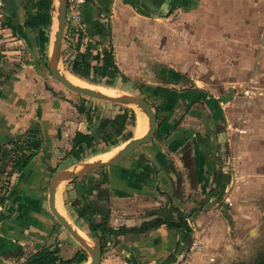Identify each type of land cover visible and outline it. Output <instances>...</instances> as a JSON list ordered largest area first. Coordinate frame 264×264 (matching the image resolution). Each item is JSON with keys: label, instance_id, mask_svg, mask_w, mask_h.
Listing matches in <instances>:
<instances>
[{"label": "crops", "instance_id": "1", "mask_svg": "<svg viewBox=\"0 0 264 264\" xmlns=\"http://www.w3.org/2000/svg\"><path fill=\"white\" fill-rule=\"evenodd\" d=\"M83 1L87 31L91 38L102 42L94 53L101 54L102 47L107 46L112 39L118 52L124 50L125 54L131 55L130 48L119 46L117 39L120 38V33L131 32L136 15L145 19L151 18L147 10L141 6L140 0ZM31 2L32 0H0L1 149L10 140H15L23 130L45 122L40 119H47V114L51 115L53 108L62 106L50 99L49 94L47 96L51 100V106L40 109L39 100L41 95H44L41 92L47 91L39 88L38 73L34 67L21 64L24 58V43L27 45L28 36L33 32L27 26V14L33 13ZM176 8L174 17L191 18V22L198 23L200 17L205 16L212 19L207 26L212 28V25L214 27L217 25L219 30L224 31L222 33L234 30H249L254 33L250 36L251 40L243 41V46L255 48L257 58L254 62L253 79L259 85L258 95L247 104L244 98L236 100L234 96L236 93L232 95V91L226 92L229 97L225 101L227 103L224 109L231 154L237 157L238 161L236 184L231 192L233 205L224 206L234 224L232 226L223 215L224 207L215 201H210L205 211L196 213L192 218L195 236L205 240L206 244L193 253L191 264H247L243 257L252 254V251L245 254L246 250L240 246L234 249L231 241L245 242L252 234H255V238L257 235H264V0H176ZM10 23L17 26L15 31ZM222 44L224 47L230 46L226 41ZM215 47L219 48V44H215ZM125 54L124 57H127ZM134 57L137 55L133 53L131 58ZM164 62V59L145 60L148 68L143 71L144 75L141 77L145 87L151 89L149 84L153 81L156 83L157 74L173 81V74L171 76L165 66L162 71H158L159 73L150 71L151 65H165ZM7 66L14 70L5 71ZM174 71L182 73L179 69ZM8 79L10 83L7 82ZM165 90L162 95L165 97L173 98L172 96L179 94L178 90ZM201 91L190 92L189 95L196 94L201 98L200 94L203 93ZM212 96L222 99L217 94ZM48 98L47 102H50ZM39 112L42 113V117H38ZM53 115L55 113L49 116V119ZM185 121L166 143L172 144L176 138L183 135L185 137L194 135L196 152L193 154L197 158L198 169L201 170L204 158L210 161L209 155H203L202 151L206 148L211 151L214 131L212 126L207 128V132L202 128H198L196 132L191 131V127L188 128ZM45 146L44 143L38 155L34 157L35 161L39 159L37 156L42 153ZM165 149L163 147V152L168 155ZM151 153L156 154L154 151ZM157 161L158 159L154 160L155 166L160 162ZM33 164L31 161L14 177V189L10 197L8 196L6 204L0 205V259L19 247L18 241L29 242V235L41 232L40 223L49 221V215L45 211L46 194L43 190L46 183L45 173L36 169ZM159 165L154 172L145 173L152 183L148 187L119 189V193L126 192L127 196L115 198L110 223L112 227H139L142 223L141 213L150 216L146 218V221H150L155 216L151 212L156 213L157 209L168 204L167 197L172 195L170 175L161 163ZM182 240L181 232L166 225L153 227L144 233L111 235L108 244H112V241L113 244L107 247L108 251L103 256L101 264H166V259L177 251L178 243Z\"/></svg>", "mask_w": 264, "mask_h": 264}, {"label": "rangeland", "instance_id": "2", "mask_svg": "<svg viewBox=\"0 0 264 264\" xmlns=\"http://www.w3.org/2000/svg\"><path fill=\"white\" fill-rule=\"evenodd\" d=\"M30 9L32 10L31 7ZM32 11L34 12L35 10L33 9ZM181 17L182 16L174 17V15L167 17L163 15L159 17L158 15V17L154 16L145 19L141 16L136 15V17L134 18L135 22L132 23L134 25L131 27L130 24L129 26L131 27V32L121 33V36L119 38V40H121L119 46L128 47L130 48V51L134 53V55H137L136 58L134 57L135 59H131L130 65L127 66L122 62V60L126 59V57L123 56L124 58L122 59V57H120L122 56V53H118L116 57L117 62H119L121 65L120 68L122 73H125V75L128 76L130 74L138 72L140 76V72L148 66L145 63V60L164 59L165 65H151L150 71L158 72L160 66H167L181 70L183 73H181V79H186H182L180 84L173 86V89L175 90H181L183 86H185L184 84H187L184 87L186 90L194 91L196 89H201L204 93H213V95L217 94L220 97L223 93L235 91V93L238 94L234 95L237 98L236 100H240L239 98H243L242 95L244 88L250 89L251 86L254 84V62L257 58L255 48L244 47L243 41L245 42L246 39L251 40L250 36L254 35V33L249 30H234L222 33L224 31L219 30L217 25L215 27L214 25H212V28L214 27V29L208 27L207 24L212 22V19H207L205 16L200 17L198 23L191 22V18ZM137 21H139V23ZM31 30L33 32L28 36L27 45L26 43H24V58H22L23 60L21 61V64H29L30 66L34 67V69L38 73L37 81L39 83V88H41V90L44 89L48 92H41L44 95H41L39 100L40 109L45 106H51V100H49L47 96L50 94V99H53L55 103L62 104V109L66 108V110H64V115H66L67 112H72L71 114L66 115L67 118H72V121L70 120V123H64L65 125L63 124L60 126L62 127L60 130L66 131L65 136L63 138L64 142L60 141L59 139L55 141L52 139L55 138L58 133H55L53 131L54 129L52 126L50 127L51 120H49L48 118L40 119L41 121L45 120V122L43 121V123H38L42 130V133L45 132L44 143L46 146L43 149L42 153L37 156L39 157V159L35 161L33 158L32 163H34L33 165L36 166V169H38L39 171L42 170L45 173L44 177L46 178V183L43 186L44 193L46 194L45 211L46 213H48V215H51L48 211L47 201L49 181L52 174L49 169L50 166L54 165L56 166L58 171H60L64 168L76 166L79 163L89 162L90 160L92 161L102 159L110 151L117 150L118 148L124 146V141L129 135H138L137 130L139 109L135 108L137 113V125L133 124L132 115L131 112H129L124 122V129L120 134L111 135L108 139L106 138V140L96 143L94 146L89 149H86L82 153L83 156L81 159L76 160L75 156L69 154L68 148L70 146L72 147V136L74 135V130L68 128H70L69 126L75 123L78 125L79 128L85 129L84 126L81 125L85 114L79 112L78 107H80L82 110L84 109V111L88 113L87 121L89 123L86 125L89 126L95 121H97V118L99 117H115L120 113L123 114L126 111L127 105L106 102L95 98H90L88 96H83L82 94L75 93L59 84L53 78L47 66L45 48L46 45H44L45 34L43 32L38 33L33 29ZM86 41V37L82 32L79 36L69 33L68 37H65L61 61V67L62 69H64L63 71L74 74L72 72L73 65L77 59L78 52L85 48ZM223 41L229 43L230 46L224 47L222 44ZM215 44H219V48L215 47ZM248 45L250 47V44ZM125 50H127V48ZM97 59V56H95L94 59L92 58V63L94 65L98 64L97 61L99 60ZM245 62L246 64L244 65ZM13 70L14 69L8 66L5 69V71L7 72ZM88 77V79L90 80L81 77L79 78L84 81L87 85L104 88L107 92L111 93L110 95L141 94V87L138 86L139 82H134V79H132L130 76V80H125L122 78L121 75H118L115 81L112 82V84H109L108 82L110 81L109 76L101 77L93 70L89 72ZM7 82L10 83V79H8ZM51 87H53V89ZM168 87L171 88L172 86ZM170 88L165 89L171 90L172 88ZM22 89H24V86L22 87ZM51 90H54L53 92L55 93V96L51 94ZM46 98H48L50 102H47ZM153 99L156 103H158L159 98L155 97ZM207 99L208 95L207 97H205V99L200 98L199 100L195 101V104L192 106L193 112H189V114L185 116L183 120H181L182 122L186 120L185 122L187 123L188 128L191 127V131L193 130L194 132H196L198 128H202L204 131L206 130L207 126L204 122H207L211 117V113L209 112L207 107ZM163 101L168 104L169 102H171V99H169V97L164 96ZM76 111H78L79 113H75ZM160 112L162 111L160 110ZM144 116L146 117L145 114ZM146 120L148 122V119ZM27 131H30V128L23 130L16 137L17 140L19 139L18 137H20L21 135H25ZM158 136L159 135L156 136L155 140L161 141V139H164V135L162 136L163 138L160 139ZM13 140H10L7 144H5L6 146L4 145L5 147H2V149L7 148L8 146L9 148L7 149H9V152H13L12 150H14L15 147H20V145L17 142H13ZM145 150L146 148H140L138 150H135L131 157L134 159H138L139 153ZM165 151L170 154V150L165 149ZM2 153L3 152H1L0 154ZM64 154H67L66 157H64ZM109 169L110 168L100 169L95 172H92L91 174L83 176L85 178L91 177L89 178L90 180L87 181V186L92 187V185H97L100 181L99 179L101 178V175H107ZM183 178L185 183L184 187L186 188V191L190 193L188 198L185 199L184 197L183 200L191 204L194 202V209H200V205L203 204L206 200H208L207 193L210 192L211 194H213V191L218 189V186H213V176L209 177V184H206V194L202 192L201 185L198 184L195 180L194 182H192L191 178L187 177V175L185 176V174ZM124 179L126 178L122 177L121 181H123ZM72 185L74 184H72L71 181H65L58 191L57 200L59 201V203L61 202L63 210L67 217L70 219V222L79 227V224L75 221V218L77 217V206L80 204L79 199H83V197H85L86 195L95 196L96 191L92 192L91 190H82L79 193L76 188ZM76 199L78 202H75ZM81 203L83 202L81 201ZM161 209L162 210L160 212V215L164 216V218L166 219H169L170 217L168 216L170 215L168 214V209L163 206ZM187 212L185 210L184 213ZM177 214L181 217L180 213H176L174 215L177 216ZM224 216H226V218L230 221L231 225L233 226L234 223L232 221L231 216L228 213H224ZM55 232V239L53 238L47 243L52 244L54 246L57 245L60 250L62 249V258L72 259L74 253L82 249L81 245L77 246L76 249L74 247H68L66 243L67 237L65 239L63 238V230H55ZM29 236L30 241L29 244H27V247L30 250L31 248H34L33 243L36 237H34V235L32 234ZM251 236H249L250 238L246 239L245 242H241L239 240L231 241V244L233 245L234 249L240 246V248H244L246 250L245 254L250 253V250L252 251V254H249L247 256L245 255L243 257V261H246L247 264H255L258 259L264 261V235H257V238L254 237L255 234H252ZM91 240L98 241L94 238H91ZM104 242L106 245L108 240ZM47 243L45 246H47ZM58 243L61 245H59ZM112 244H109V246H111ZM106 247H108V245ZM218 249L219 248H217V250ZM25 253V256H22L21 258L16 257L15 255L19 254L18 251L12 255L7 254L5 255V258L0 259V264H25L26 262L24 260L31 254L27 250ZM218 256L222 257L219 254Z\"/></svg>", "mask_w": 264, "mask_h": 264}, {"label": "flooded vegetation", "instance_id": "3", "mask_svg": "<svg viewBox=\"0 0 264 264\" xmlns=\"http://www.w3.org/2000/svg\"><path fill=\"white\" fill-rule=\"evenodd\" d=\"M84 1L83 0H79L80 3V8H79V12H80V16H81V21L80 23H74L72 20H67V25H66V30H65V37H68V34H74L79 36L81 34V32L85 35L86 37V45L85 48L83 50H80V53H85L87 52V50L89 49L92 53L91 55V64L94 65L92 63V58L94 59L95 56L98 57L97 61L98 64L96 65H102L103 64V58H104V49L108 48H113L114 51V58H115V63L117 64L120 72H121V76L123 79L125 80H130L129 76L134 79V82H139L138 86L141 87V95L150 103V105L153 107L155 114H156V121H157V127H156V131L154 133V135L152 136V138L150 139L149 142L147 143H143L141 144L139 147H137L136 149H134L133 151H131L127 156L123 157L122 159L100 167L94 171L85 173L83 175H80L72 180H69L72 182L73 187L76 188V190L80 193V191H86V190H91L96 191L95 196H85L83 197V199H79L80 204L77 206V217L75 218L76 223L79 224V227L83 228L88 235L93 239H97L99 240L101 246H102V251H103V256L105 255V253L107 252V245L109 246L108 242L105 245L104 241H107L108 238L111 235H116L113 233H106V234H102L100 229L96 230V236L93 235V232L91 230V224H90V218L94 220L95 223H106L107 226H109L110 228L113 229H119L120 227H126V226H120L118 228H114L111 226V220H112V212H113V207L115 205V198H118L119 196L123 197V196H127L126 192H120L119 193V189L125 190L127 188H136V189H140L145 187V186H149L152 183L149 181L150 179H148V176L145 174L147 172L150 171H155L157 170V166L158 168L160 167V163L162 165L163 168L166 169V171L169 173V181H170V187L171 188V196L167 197L168 199L166 200V202L168 204H165L163 207H165L166 209H168V214L170 216L169 219L164 218V216L160 215L161 212V208L157 209L154 212H151L153 214H155V216H153V219L150 221H146V218L150 217L144 213H142L143 215H141V220L142 223L140 224L139 227L136 228H141L143 225H145V223L147 222H163L162 224H160L159 226L162 225H166L170 228L176 229L177 231L181 232L183 234V240L180 241V243H178V249L177 251H175L172 256V259H169V257L166 259L167 263L166 264H181L182 260L187 256L189 257L188 259V263L187 264H191L192 262V255L195 251H197L199 248H202L203 246H205L206 242L205 240H203L202 238H199L197 236H195V230L192 224V218L196 213H200L205 211L206 205L210 202V201H215L216 203H219L220 206L224 207L226 205L232 206L233 205V201L231 200V192L233 190V188L235 187L236 184V179H237V167H238V161H237V157L233 156L231 154V149L229 146V137H228V129H227V124H226V116L224 113V109H225V101L227 100V97H229L228 94L223 93L224 96L220 97L222 99H217L216 97L214 98L212 95L213 93H204L203 92L201 95V98L207 97L208 95V99H207V107L209 112L211 113V117L209 118V120L207 122H204L205 125L207 126V128H209V126H212V129L214 131V135H213V146L211 148V151L209 150V148H206V150L202 151L203 155H209L210 161L206 160L204 158L203 162V168H201V170L198 169V165H197V158L196 156H194V152H196V146L194 144V140H196V137H194V135L191 134V136H186L183 135L180 138H176V140H171L174 141L172 144H167L166 141L169 139V137L172 136V134L178 129L179 126H181V124L183 123L181 120H183V118L185 116H187L189 114V112H193V105L195 104V101L199 100V96H197L195 94V96H190L189 93L190 92H195V91H199V90H186L184 87L187 84H184L185 86H183V88L181 90H178L179 94H176L175 96H172L173 98L171 99V102H169L168 104H166L164 100V95L163 93H165L164 91L165 88H169L168 85H173L176 86L177 84H180L182 79H186V78H182L181 79V74L178 71H174L175 69L172 67H166V70L168 72H170V75L172 76L173 74V81L168 80L164 78L163 75L161 74H157L156 76V83H154V81L152 82L151 85V89L145 87L143 80L141 77H143L144 73L143 71L148 68L146 67L144 70H142L140 72V76L139 73L136 72L134 74H130V75H125V73H122L121 68H120V63L117 62V55L118 53H122V59L123 56L125 54L124 50H121L120 52L117 51V48L114 43V41L111 39L109 44L107 46L102 47V53L96 55V53H94V50L96 48H99L100 45L102 44L101 41L98 40H94V38H91L88 31H87V25L85 22V7H84ZM86 2V0H85ZM140 4L143 8H145L147 10V12L149 13V15L151 17L154 16H163L165 15V17L167 16H172L174 15L176 8V0H140ZM67 9H68V0H67ZM66 9V19H68V10ZM67 33V34H66ZM126 33V32H123ZM111 36H113V34H110ZM119 36H121V33L119 34ZM118 44H120L121 40L118 39ZM78 52V53H79ZM129 53L131 55H128L126 57V59H123L122 62L129 66L131 63V58L133 56V52L129 51ZM94 55V56H93ZM126 55V54H125ZM131 56V57H130ZM128 59V60H127ZM135 59V58H134ZM127 62V63H125ZM164 66L160 67L159 71H162V68ZM174 71V72H173ZM180 74V77L176 75ZM176 76V78H175ZM138 77V78H136ZM159 85H158V84ZM253 85L256 87V94L253 96H248L245 94V89L243 90V98L246 101L247 104L251 103L252 98H254L255 96L258 95V82L253 81ZM166 85V86H165ZM171 85V86H172ZM53 89V87H51ZM173 89V87H171ZM175 90V89H173ZM52 91V90H51ZM54 91V90H53ZM51 92V94L53 96H55L54 92ZM153 92V93H152ZM233 93H235V91H232L231 94L233 95ZM222 94V95H223ZM210 95V96H209ZM85 96V95H83ZM159 96V97H158ZM231 96V95H230ZM89 97V96H88ZM159 98L158 103L155 102V100L153 98ZM92 98V97H90ZM96 99V98H95ZM101 100V99H98ZM102 101H106V100H102ZM106 102H110V101H106ZM111 103H115V102H111ZM116 104H121V103H116ZM125 105V104H122ZM167 105V106H166ZM67 106V105H66ZM56 107V106H55ZM64 110H66V108L62 109V106H60L59 108H53L51 111V115L55 113V115L52 116V118L49 119V114H47V118L49 120H51V125L53 127V131L56 133H58V135L55 136V138H52L54 141L55 140H60L64 142V136H65V132L64 130H60L62 127H60L61 125H63L64 123H70L72 121V118H67V114H71L72 112L70 111L69 113L67 112L66 115H64ZM68 110V108H67ZM160 110L162 112H160ZM78 111L82 112V114L84 115V119L81 122V125L84 126L85 129L79 128L77 124L73 123V125L69 126L70 128L68 129H73L74 130V135L72 136V147L70 146L68 148L69 150V154L73 155L76 157L77 159H81L83 156V152L86 149L91 148L92 146H94L96 143L101 142L103 140H106V138L108 139L111 135L114 134H120L123 129H124V122L125 119L127 117V115L129 114V112H131L132 115V119H133V124L137 125V113L135 108L128 106L126 107V111L122 114L120 113L119 115L115 116V117H105V118H97V121H95L93 124L91 125H86L89 122L87 121V115L88 113L86 111H84V109L82 110L80 107H78ZM78 111H76L75 113H79ZM74 112V111H73ZM38 117H42V113L39 112L38 113ZM91 118V117H89ZM112 120L114 123L109 124L108 128L105 127H101V124L104 122V120ZM71 120V121H70ZM122 120V121H121ZM182 122V123H181ZM65 125V124H64ZM80 125V124H79ZM64 128V127H63ZM207 128H206V132H207ZM211 129V128H210ZM120 131V132H118ZM78 133H83L85 135L89 136V140L91 142L90 145H87L86 142H83L82 145H77L76 144V138H77V134ZM44 134L45 132L42 133V130L40 128V125H37L36 127L33 126L30 128V131H27L25 135H21L20 137H18L19 139L17 140V138L15 139L14 142H17L20 145V149L21 152H27L26 147L28 146V144H32L33 142L39 141L40 142V148L35 149L33 148V151H35V154H37L40 149L43 146L44 143ZM64 134V135H63ZM159 135V139L163 138L162 136L164 135V139H161V141H157L156 136ZM137 138L136 136L129 135L126 139H125V145L131 140ZM52 140V141H53ZM156 141V142H155ZM170 143V142H169ZM150 146V147H149ZM25 147V149H24ZM163 147L170 150V154L166 155L165 152H163ZM7 148H9L7 146ZM2 149L0 151L1 152H7L9 149ZM140 148H146L145 151H142L141 153H139V158L138 159H134L132 158V154L133 152H135V150H138ZM155 152L156 154L152 155L151 152ZM173 151V153H172ZM210 151V152H209ZM174 156H173V155ZM67 155V154H66ZM66 155L64 154V157H66ZM212 158V159H211ZM158 159L157 163L159 162V164H156L157 166H155L154 160ZM179 163V164H178ZM104 168H110L109 172L107 175H101V178L99 179L100 181L98 182L97 185H92L91 186H87V181L90 180L89 178L91 177H83L85 175L91 174L92 172H95L97 170L100 169H104ZM50 171H51V178L49 181V184L51 182V179L53 178V176L58 172V169L56 168V166H50ZM22 170H19L17 168H15L13 175H12V179L9 182L8 185V190L7 192L4 194L3 197L7 198L8 194L10 192L13 191L14 189V177L17 176ZM48 171V169H47ZM49 171V173H50ZM184 174L185 176L187 175V177H190L192 182H194V180L201 185L202 188V192L204 194H206V190H207V185L209 184V177L213 176L214 180V184L213 186H218L217 190L213 191V194H211L210 192L207 193V198L208 200H206L203 204L200 205V209H194L193 208V203H188L185 202V199L188 198V196L190 195V193L188 191H186L185 183H184ZM121 175V177L119 176ZM126 178L123 181H121V178ZM195 177V178H194ZM121 181V182H120ZM136 185V186H135ZM88 188V189H87ZM180 189V190H179ZM142 190V189H141ZM188 190V189H187ZM81 201L83 203H81ZM75 202H78L77 199ZM185 202V203H184ZM188 203V204H187ZM76 204V203H75ZM0 205H4L3 203L0 202ZM185 206V207H183ZM182 208H185L182 210ZM186 208H189L188 212L186 210ZM186 210L187 213H184ZM225 207L222 210L223 211V215L224 213L227 214V212L225 211ZM93 211V213H91ZM104 212V213H103ZM84 213L88 214L90 216V218H86L84 217ZM91 213V214H90ZM176 213H180L181 217L177 214V216H175L174 214ZM67 217V216H66ZM226 217V216H225ZM68 218V217H67ZM49 221L48 223H40V225L42 226L41 232L34 234L35 241H34V248L30 249L32 251H30L27 247V244H29V242H22V241H18V243H20L19 247H17L13 252H11L10 254H14L18 251L19 254H15L16 257H22L25 256V252L26 250L29 251L31 254L24 260L26 263L25 264H34V258L38 255H41L42 253H44L45 251L47 252H55V254L58 256V258L60 260H58V262L60 261H65V260H69V259H64L61 257V253H62V249L60 250L59 247L56 245H52L49 244L47 242H49V240H52L53 238L55 239V230L60 231L63 230V238L65 239L66 237L69 238L67 240V246L71 247V248H77V246L80 245V243H78L73 236L64 228V226L56 219V217L54 215H49L48 217ZM69 219V218H68ZM165 222V223H164ZM170 222H175V223H180L181 225L187 224L190 228L191 231H187L185 229V227L181 226V228H174L169 226ZM46 224V225H45ZM58 226V229H57ZM156 226V227H159ZM128 228V227H126ZM40 229V228H38ZM129 229H132V227H129ZM130 233V232H128ZM144 233V232H142ZM127 234V233H126ZM33 235V234H32ZM125 235V234H124ZM30 238V236H29ZM59 238V237H58ZM69 240V241H68ZM33 242V241H31ZM69 242V243H68ZM47 243V246H45ZM71 243V244H70ZM59 244V243H58ZM61 245V244H59ZM82 247V246H81ZM9 254V253H8ZM80 254H86L87 255V260H88V254L86 252V250L82 247V249L76 251L74 253V257L80 255ZM171 254V255H172ZM103 256H102V261H103ZM24 259V258H23ZM86 260V261H87ZM86 261L82 264H85ZM101 261V263H102ZM100 263V264H101ZM22 264V263H21Z\"/></svg>", "mask_w": 264, "mask_h": 264}, {"label": "water", "instance_id": "4", "mask_svg": "<svg viewBox=\"0 0 264 264\" xmlns=\"http://www.w3.org/2000/svg\"><path fill=\"white\" fill-rule=\"evenodd\" d=\"M66 9L67 0H53L52 24L50 26L49 33L47 36H44L47 66L53 78L59 84L75 93L96 99L125 104L134 108L138 107L148 118V131L141 137L131 139L120 151H118V153L113 155L110 159L106 161L90 160L89 162L79 163L73 167L64 168L53 176L48 187L47 201L48 211L50 214L54 215L56 219L64 226V228L73 236V238L86 250L88 254V260L85 264H100L102 261L103 251L99 240L92 242L88 241L80 234L79 230L74 226V224L58 210V188L63 182L72 180L80 175L94 171L100 167L112 164L127 156L131 151L139 147L141 144L149 142L156 131L157 121L153 107L141 94L109 95L97 89L74 84L62 72L64 69L61 67V61L67 25ZM10 193L8 194L9 197L11 195ZM8 196L6 202L8 201Z\"/></svg>", "mask_w": 264, "mask_h": 264}, {"label": "trees", "instance_id": "5", "mask_svg": "<svg viewBox=\"0 0 264 264\" xmlns=\"http://www.w3.org/2000/svg\"><path fill=\"white\" fill-rule=\"evenodd\" d=\"M29 5V4H28ZM31 7L35 10L33 13L28 12L27 14V26L33 29L34 31L41 33L43 32L45 36L50 31V26L52 24V18H53V0H32L31 2ZM11 27L15 31L17 29V26L14 24H11ZM104 58H103V64L102 65H92L91 64V51L88 49L87 52L85 53H78L77 59L73 65V73L78 75L81 78H86L88 79L89 77V72L91 70L95 71L98 75L101 77L104 76H109L110 81L109 84H112V82L115 81L118 75H121V72L115 63V58H114V51L113 48H106L104 49ZM82 68V69H81ZM171 72V71H170ZM174 72V71H173ZM177 76L180 77V74H177ZM90 80V79H88ZM2 96V88L0 84V97ZM114 123L112 120H104V122L101 124V127L108 128L109 124ZM120 132V131H118ZM15 140H13L14 142ZM83 142H86L87 145H90L91 142L89 140V136L85 135L83 133H78L77 138H76V144L77 145H82ZM33 148L38 149L40 148V142L36 141L33 142L32 144H28L26 147L27 152H23L20 155L19 161L16 162L15 168L22 170L25 167H27L32 159L34 158L35 151H33ZM1 149V148H0ZM25 149V147H24ZM5 152H3V155ZM7 198L5 197H0V202L5 204ZM93 213V211L91 212ZM90 213V214H91ZM104 213V212H103ZM84 217L90 218L88 214L84 213ZM90 224H91V230L93 232V235L96 236V230L100 229L102 234L106 233H113L116 235H124L128 232H135V233H142L146 232L149 229L159 226L163 222H147L145 225H143L141 228H126V227H120L119 229H113L110 228L109 226L106 225V223H95L93 219H89ZM165 223V222H164ZM169 226L174 227V228H181V226L185 227L187 231H191V228L184 223V225H181L180 223H175V222H170ZM172 255L169 256V259H172ZM58 256L55 254V252H47L45 251L41 255H38L34 258V264H82L87 260V255L86 254H80L72 259L65 260V261H60ZM255 264H264V261H261L258 259Z\"/></svg>", "mask_w": 264, "mask_h": 264}, {"label": "built area", "instance_id": "6", "mask_svg": "<svg viewBox=\"0 0 264 264\" xmlns=\"http://www.w3.org/2000/svg\"><path fill=\"white\" fill-rule=\"evenodd\" d=\"M80 3L79 0H68V19L72 20L74 23H80ZM245 94L248 96H253L256 94V87L251 86V88L245 89ZM13 152H5L3 155L0 154V197L4 196V194L8 190L9 182L12 179L13 172L15 170L16 162L19 161L20 155L22 154L20 147H15ZM189 257H185L181 264H187Z\"/></svg>", "mask_w": 264, "mask_h": 264}, {"label": "bare ground", "instance_id": "7", "mask_svg": "<svg viewBox=\"0 0 264 264\" xmlns=\"http://www.w3.org/2000/svg\"><path fill=\"white\" fill-rule=\"evenodd\" d=\"M62 72L67 76V78L70 80V81H72L74 84H77V85H80V86H83V87H89V88H92V89H97V90H100V91H102L103 93H106V94H111V93H109V92H107L104 88H102V87H96V86H91V85H87V84H85V82L84 81H82L78 76H76V75H74V74H72V73H70V72H66V71H63L62 70ZM137 109H139V112H138V117H139V119H138V135L136 136V137H141V136H143L147 131H148V126H147V120L146 119H148V118H146L145 116H144V112L140 109V108H138L137 107ZM125 146V145H124ZM124 146H122V147H120V148H118L117 150H113V151H110L107 155H105L102 159H99V160H104V161H106V160H108V159H110L113 155H115L116 153H118V151H120ZM103 155V154H102ZM99 158V157H98ZM97 158V159H98ZM94 161V160H93ZM64 183V182H63ZM62 183V184H63ZM61 184V185H62ZM61 185L59 186V188H58V191H59V189H60V187H61ZM58 195V194H57ZM57 208H58V210L63 214V215H65V216H67L66 214H65V212H64V210H63V206H62V204H61V202L59 203V201L57 200ZM70 220V219H69ZM78 230H79V232H80V234L84 237V238H86L88 241H91L92 242V240H91V238L89 237V235H88V233L83 229V228H81V227H78V226H76V225H74Z\"/></svg>", "mask_w": 264, "mask_h": 264}]
</instances>
